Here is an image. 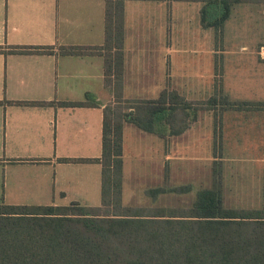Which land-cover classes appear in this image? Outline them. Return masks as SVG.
<instances>
[{"label":"crops","instance_id":"obj_1","mask_svg":"<svg viewBox=\"0 0 264 264\" xmlns=\"http://www.w3.org/2000/svg\"><path fill=\"white\" fill-rule=\"evenodd\" d=\"M204 3L125 0L122 97L150 100L164 89H174L187 100L202 101L217 83L228 99L250 106L219 110L218 103L200 110L179 134H171L164 121L157 122L161 133L126 122L124 205L140 206L130 204L134 193L124 177L143 157L158 159L156 179L165 182L153 188H171L178 185L168 182L170 174L164 170L175 162L188 167L202 163L187 161L202 160L210 165L211 160H228L226 151L264 150V59L258 54L264 35L255 48L244 41L234 47L227 44L237 33H247L252 45V22H258L252 5L264 6V1L235 3L219 39L215 28L201 23ZM105 4L0 0V203L101 205L102 164L97 159L102 154L104 108L114 104L115 94L105 85L103 55L65 54L61 47L102 45ZM257 10L258 19L264 18L259 14L264 9ZM231 17L237 21L227 31ZM148 53L155 55L154 63ZM216 148L222 156L213 153ZM200 150L211 152L201 155ZM191 190L196 189L191 185Z\"/></svg>","mask_w":264,"mask_h":264},{"label":"trees","instance_id":"obj_2","mask_svg":"<svg viewBox=\"0 0 264 264\" xmlns=\"http://www.w3.org/2000/svg\"><path fill=\"white\" fill-rule=\"evenodd\" d=\"M204 1L201 23L215 28L219 39L233 5L245 0ZM124 2L105 0L102 45L61 47L65 54L103 55L105 85L115 94L114 104H125L128 109L122 113L113 109L114 104L104 108L102 154L97 159L102 164L101 205L74 202L81 210L70 211L68 205L0 203V264H264V210L224 207L220 173L216 172L213 186L197 191L187 208L141 210L123 204L124 124L132 122L161 133L163 128L157 122L164 121L171 134H179L189 126L190 117L197 118L199 110L174 89H164L150 100L122 97ZM219 88L201 102L202 107L210 109L218 103L226 106L223 108L250 106L246 101H231L222 86ZM61 103L81 106L88 102ZM190 189V185L156 187L148 193L156 197L165 191Z\"/></svg>","mask_w":264,"mask_h":264},{"label":"rangeland","instance_id":"obj_3","mask_svg":"<svg viewBox=\"0 0 264 264\" xmlns=\"http://www.w3.org/2000/svg\"><path fill=\"white\" fill-rule=\"evenodd\" d=\"M257 9H264V6L256 7L252 5V14H255L254 18L258 21L255 24L252 22V45L247 42L249 39L244 36L247 33H237L235 37H230L227 40L228 46H239V43L243 41L246 42L249 46H252V48H255L257 46L258 42L261 40V37L264 35V18L258 19ZM259 14L262 15L260 17H264L262 10ZM235 21H237V19L235 20L234 17H231L226 28L227 31L235 28ZM179 41L181 42V40ZM154 58V54H147V59H149L153 63L155 61ZM218 88L219 85H216V87L212 88V90L210 89L209 97H211V95H214L216 91L219 92L218 90L220 88ZM207 99L202 101H193L194 106L199 109L198 112L200 110L204 111L207 109L206 106L202 107L201 105V102H205ZM124 105L125 104H114L113 109H116L117 111H120L122 113L123 111H128V109L125 108ZM223 106L226 107L225 105ZM220 109H223V107H220L219 110ZM141 132L143 134L145 133L142 130ZM197 152L201 155H205V153L211 151L200 150ZM220 152L222 153L220 149L216 148L214 149L213 153L219 155ZM220 156L222 155H219V157ZM225 156L230 158L228 160L221 161H218L219 159L217 158L218 162H214L213 160H211L210 165L205 164L202 160H191L187 162L189 164H194L198 161H201L202 165H189L188 167H186L182 166L180 164L181 162H175V165H173L171 168L167 167L165 168V170L161 168V170H164L166 174H170V180L168 182L172 185H192L196 190L203 187L213 186V180L215 176H217L216 174L220 173L222 176L221 194L224 207L233 209L264 210V150H231L226 151ZM157 160V158L151 157L141 158L139 165L131 168L126 175V178L124 177L126 187L131 188L132 192L134 193L130 204L140 205L134 207L140 208L141 210H152L156 209L157 207H165V209L190 207L195 201L196 190L192 191L190 189L191 191L184 193L165 191L158 199H156L158 195L156 197H153V195H150L148 193L149 189H152L154 186L165 182L158 181L156 179V173L158 172ZM179 161L183 162L185 160ZM127 200L129 201V198ZM155 200H157V204L152 205L151 203H153ZM97 201H99V199ZM158 204L160 206H158ZM68 206L70 208V211L81 210V206L75 203H71ZM99 212L101 214L107 213L105 210H100Z\"/></svg>","mask_w":264,"mask_h":264},{"label":"built area","instance_id":"obj_4","mask_svg":"<svg viewBox=\"0 0 264 264\" xmlns=\"http://www.w3.org/2000/svg\"><path fill=\"white\" fill-rule=\"evenodd\" d=\"M258 54L264 59V44L259 47Z\"/></svg>","mask_w":264,"mask_h":264}]
</instances>
